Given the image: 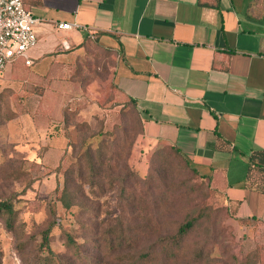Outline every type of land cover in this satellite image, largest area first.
Masks as SVG:
<instances>
[{"label": "crops", "instance_id": "obj_1", "mask_svg": "<svg viewBox=\"0 0 264 264\" xmlns=\"http://www.w3.org/2000/svg\"><path fill=\"white\" fill-rule=\"evenodd\" d=\"M251 1L24 0L41 19L33 64L18 59L7 75L67 85V61L88 42L112 50L113 84L121 103L136 102L143 147L178 148L237 219L264 227V180L249 176V156L264 150V17ZM66 21L80 26H57ZM60 134L47 153L65 151Z\"/></svg>", "mask_w": 264, "mask_h": 264}, {"label": "rangeland", "instance_id": "obj_2", "mask_svg": "<svg viewBox=\"0 0 264 264\" xmlns=\"http://www.w3.org/2000/svg\"><path fill=\"white\" fill-rule=\"evenodd\" d=\"M85 47L82 54L67 61L71 70L66 74L72 78L67 85L62 81L50 85L46 79H9L7 71L0 76V198L19 192L15 228L10 229L0 218L2 264H29L34 260L42 239L41 230L54 218L52 207L58 226L52 231L51 245L69 260L72 257L65 244L63 227L76 235L83 253L98 264H166L159 255L165 243L171 244L170 233L185 219L198 217L184 241L186 254L167 260V264H239L246 258L250 264H264V227L237 219L222 192L202 178L191 164L169 152L168 170L158 184L162 189L160 199L165 193L168 202L159 208L161 216H157L153 206L148 210L121 209L118 188L101 197L102 213L105 215L108 209V218L112 219L108 225H115L117 218H122L128 238L114 250H108V256L100 254L98 234L87 237L80 226L98 208L92 205L93 210L80 215L78 206L72 209L67 206L71 201L89 204L87 200L96 198L79 193L71 199L70 192L65 190L68 178L72 179L68 168L76 162L71 143L100 127L111 132L121 124L134 139L120 172L128 166L141 177L149 172L156 148L143 147L142 133L137 135L138 113L134 109L124 113V103L113 84L116 64L113 51H104L89 42ZM37 68L34 65L32 69ZM58 75L63 76L62 72H56ZM66 111L70 113L67 126ZM80 122L88 123L91 129L86 128L78 135L75 125ZM47 124L49 135L41 134L40 127ZM56 132L61 133L65 142L60 157L47 153L46 143ZM79 146L78 143L76 148ZM85 188L88 193V184ZM73 264L80 262L75 260Z\"/></svg>", "mask_w": 264, "mask_h": 264}, {"label": "trees", "instance_id": "obj_3", "mask_svg": "<svg viewBox=\"0 0 264 264\" xmlns=\"http://www.w3.org/2000/svg\"><path fill=\"white\" fill-rule=\"evenodd\" d=\"M250 8L256 9V14L252 13L256 17H264V0H252ZM130 109H134L138 113V135L143 132V121L134 100L124 103V113ZM69 114L68 111L65 112V126L69 124V120H67ZM75 127L78 135L86 128L91 129L88 123L85 122L77 123ZM133 139H131L130 131L120 124L111 132H106L100 127L95 131H91L88 135L84 134L80 141L71 143L76 155V162L68 168L67 173L72 176V179L68 178L65 190L70 192L71 199H75L79 193L89 198H93L91 195L96 198L87 200L89 204L71 201L67 206L69 209L78 206L76 210H79L80 215L86 214L88 210H93L92 205H94V208H98V210L92 212V217L80 223V226L86 230L87 237L93 238V235L98 234L100 239L98 249L103 256H108V250L112 251L117 248L123 240L128 238V235H126L127 232H125L122 225V218L118 217L115 225H108L112 219L108 218V209L105 215L104 212L102 213L104 207L100 202L101 197L105 196L107 192L118 188L120 189L118 200L121 209L148 210L149 207L153 206L156 209L157 216H161L162 210H159V208L167 206L168 202L165 193L160 199L162 189L158 184L164 177L166 170H168L166 165L168 152L179 156L186 164H190L178 148L163 145L155 149L152 155V165L146 176L141 177L134 174L128 166H125L124 172L121 173V163L130 154L129 147ZM78 143L80 146L76 148ZM249 176L254 182L259 181V179L264 180V150L254 151L249 156ZM130 177H133L132 181H130ZM87 184L89 186L88 193L85 192ZM18 195L19 192H13L0 198V218L5 220L10 229L15 228V221L18 216V209L16 208ZM104 206L108 208V204ZM51 214L54 218L47 227L41 230L42 239L39 242L38 252L29 264H73L75 260L79 261L80 264H98L90 255L83 253L76 235L64 227L62 233L66 247L71 252V260L52 248V231L58 226L56 211L53 207L51 208ZM197 219L198 217L185 219L170 233L168 238L171 240V244L165 243L159 255L166 261V264L167 260H175L181 254H186L184 241L193 231ZM2 257L3 253L0 248V264H2ZM239 264H250V262H247L246 258L245 261Z\"/></svg>", "mask_w": 264, "mask_h": 264}, {"label": "built area", "instance_id": "obj_4", "mask_svg": "<svg viewBox=\"0 0 264 264\" xmlns=\"http://www.w3.org/2000/svg\"><path fill=\"white\" fill-rule=\"evenodd\" d=\"M41 19L25 7L24 0H0V76L18 59L33 64L29 51L37 44L36 26ZM60 29L80 26L79 23L59 22Z\"/></svg>", "mask_w": 264, "mask_h": 264}]
</instances>
